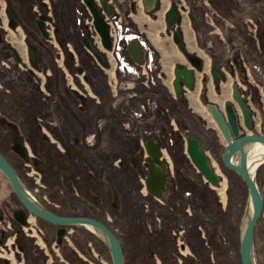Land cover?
<instances>
[{"label":"crops","instance_id":"0c3cea01","mask_svg":"<svg viewBox=\"0 0 264 264\" xmlns=\"http://www.w3.org/2000/svg\"><path fill=\"white\" fill-rule=\"evenodd\" d=\"M142 1L118 0L122 7L119 17L125 26L141 33L153 46L159 71L164 77L160 86L166 97L164 95L160 101L162 115L156 121L152 137L162 147L166 164L165 180L159 191L167 188V192H152L154 197L150 198L148 190L129 181L131 179L126 181L127 190H140L145 195L146 207L157 203L170 206L178 200L177 194L185 189L188 190L184 193L186 201L190 200V191L200 189L215 196L210 190L213 185L188 155L186 138H200L208 145L209 156L219 160L217 158L226 142L212 116L205 112L204 104L214 103L224 110L225 104L230 102L238 109L233 98L235 85L252 112V132L264 134V0H157L155 11L150 13L143 7L140 9ZM81 5L84 6L83 0H0V16L4 10L15 20L14 28L8 32L4 30L5 33L0 21V118L15 125L23 143L54 148L50 151L53 155L56 148L60 149L57 143H69L65 155L77 156L82 151L79 149L83 147L84 133L92 126L95 114L99 110L112 113L109 83L120 76L110 51H102L107 62L105 68L83 44L84 25L78 23L76 16ZM173 5L178 7L181 19L171 27L168 14ZM185 6L188 10L186 16L181 12ZM49 11L57 16L61 54L52 43L40 38L35 28L38 15ZM177 28L182 33V49L173 41ZM31 50L36 58V76H30L23 69ZM127 56L136 64L129 52ZM213 63L226 74V79L218 85L211 75ZM169 65L172 67L166 69ZM176 67L193 69L196 82L192 90L181 81V93H176L173 84ZM77 71L82 72L78 74ZM171 110L176 111V121L169 120ZM119 133V117L112 113L100 136L98 148L105 154L104 139L107 137L108 144L113 146L111 149L119 152V146L115 145L120 142ZM131 177L138 180L135 175ZM161 195L165 201L161 200ZM158 217L154 213L149 221L158 223L156 221L161 220ZM163 220L162 217L161 223ZM194 222L197 231L195 247L200 249L206 242L209 247L219 225L211 218L206 221L209 224L204 222L203 226H209L207 241L201 234L200 220ZM222 236L220 231L218 239L221 241ZM72 240L67 252L72 261L66 262L61 253L55 252L56 264H101L93 253L96 246L103 252L98 240L80 231ZM191 244L188 241L180 248L194 247ZM24 247L32 264H44L31 239L24 237Z\"/></svg>","mask_w":264,"mask_h":264},{"label":"rangeland","instance_id":"374dc122","mask_svg":"<svg viewBox=\"0 0 264 264\" xmlns=\"http://www.w3.org/2000/svg\"><path fill=\"white\" fill-rule=\"evenodd\" d=\"M142 7L144 8L143 1L140 8L143 10ZM77 11L79 13H76V16L82 20L81 24L84 25L82 29L84 34L81 35L85 38L90 37L93 39L95 37L97 39V32L91 26V17L87 8L81 5ZM181 12L185 13L184 16L188 15L187 7L182 8ZM120 13L122 14V12ZM2 15L5 18L4 10H2ZM115 16L118 18L119 13L117 12ZM249 21H251L250 17ZM52 26L48 23L45 31L47 36L41 33L40 38L45 40L56 39L58 36L54 33L55 30ZM57 48L61 51L60 44ZM150 48L155 54L152 71L144 72L143 66L139 67V77H136L128 72H120L116 68L120 72V76L117 80H112L109 83V87H113V93L116 94V96H112L113 101L111 103L114 102L117 105L115 107L119 108L120 142L115 144L119 146L118 153L111 149L113 146L110 143L108 144L107 137L104 139L106 153L104 154L98 148L101 133L106 130L108 125L103 123L108 122L114 110V106L111 105V114L104 115L99 121L98 115H96L92 121V126L87 128L86 139L83 137V147L79 149L82 151L77 153L78 155L81 154L79 157L69 156V153L65 155L66 145H69V143H57L60 149L56 148L57 152L55 151L54 155L50 152L54 148H40L37 143H26L29 152L35 156L33 157L34 161H39L37 168L45 172V176L41 175L40 170L33 167L31 162H29L31 168L29 173L31 175H27L28 173L25 174L27 171L23 170V163L17 159H11L10 161L17 166L22 180L30 187H32L30 181H35L33 176L37 177L36 173L40 175V182L47 185L46 188H49L56 195V199L62 200L57 201L56 205L50 204L59 213L74 214L76 211L82 212L81 209L86 208L88 204L83 194H89L91 197L96 196L99 200L97 204L92 205L93 211L97 218L102 219L120 234L125 247V264H242L240 229L247 205L248 190L246 183L239 175L222 167L221 157L217 158L219 160L211 158L215 171L221 178L220 184L210 189L215 193V196H210L203 189L190 191L189 202L186 201L184 195L188 191L185 189L180 191L179 195L177 194L178 200L176 199L170 206L157 203L146 207L145 195L140 190H127L126 181L129 179H131L129 181L137 183L138 186L142 184L139 178L134 180L130 174L103 175V177L100 175L102 166H105L106 170L107 166L117 168L120 163L127 166L129 154L134 151L137 153L143 152L144 155V140L155 134L156 121L162 115L160 101L164 95L166 97V92L160 86V80H164V77L159 71L156 52L153 46H150ZM171 67L172 65H169L166 69ZM168 75L171 76L169 73ZM151 79L153 82L155 81L154 85L149 83ZM167 80L170 85V78ZM204 108L205 112L210 114L207 108ZM168 117L169 120L174 121L178 118L175 110H171ZM135 128L136 132L134 131ZM98 131L100 132L97 134ZM137 132H140V134ZM9 142L10 139L7 140V144L4 142L1 145H8ZM128 142L134 148L131 151L125 148ZM38 151H41L39 152L40 156H38L39 154L36 155ZM110 160L113 163L110 164ZM125 170L130 171L128 168ZM70 171L72 174H70ZM140 178L144 181L143 175ZM257 180L264 195V163L257 170ZM97 182H103V184L98 185ZM74 184L79 186L74 190H70L69 187ZM112 187L115 188L112 189ZM114 191L119 195L118 208L115 209L111 203ZM188 203H191L192 206ZM10 211V209L7 210V215H10ZM89 213L92 214L90 211ZM154 213L160 218H164L163 223L160 220L156 221L158 223L149 221L150 215ZM210 218L215 219L216 225H219L216 237L214 236L211 244L209 242V247L208 242H206L205 246H201L200 249L196 248L194 244L197 242L195 237L197 231L194 228V221L196 219L200 220L201 234L205 237L204 240L208 241L209 226L203 225L204 222L209 224L206 221ZM77 231H85V229L83 227L73 229V232ZM220 231L223 235L222 241L218 239ZM88 232L90 238L98 240L103 247V252L98 251L97 246L95 247L93 252L95 258L100 259L101 264H112L107 248L103 246V243L95 234L90 230ZM187 240L194 247L188 245L189 248L186 246L187 249L180 248L181 245H187ZM254 244L257 264H264V205L255 228Z\"/></svg>","mask_w":264,"mask_h":264},{"label":"water","instance_id":"95a60500","mask_svg":"<svg viewBox=\"0 0 264 264\" xmlns=\"http://www.w3.org/2000/svg\"><path fill=\"white\" fill-rule=\"evenodd\" d=\"M100 2L103 10L108 15H111L112 6L105 0H100ZM83 3L93 17V25L101 38L103 48L110 51L112 45L108 25L97 6L96 0H83ZM180 19L179 9L176 5H173L168 14L169 25L174 27V23H180ZM39 27L42 29V22L39 23ZM173 41L178 47L183 48L182 33L179 28L173 33ZM83 44L94 55L97 61L106 68L105 54L93 44L91 38H84ZM127 49L136 63H142V53L137 41H132ZM29 60L31 65L36 67V58L32 50ZM211 74L215 84L225 79L224 73L216 63H213L211 66ZM181 81L186 88L192 90L195 81L193 69H188L187 67L175 68L173 84L177 94L181 93ZM233 98L242 116L238 113L236 106L230 102L225 104L224 110H221L214 103H207L206 108L216 122L226 142L222 153L224 166L238 174L247 186V205L240 229V257L242 264H257L254 232L264 205V195L257 180V170L264 163V134L252 132V112L236 85L234 86ZM243 131H245V134H243ZM15 149L26 160L25 147L20 143H15ZM147 149L151 156L148 159L149 177L147 179V186L151 192L158 193L165 180V166L160 161V149L153 139L148 140ZM206 150L207 145L200 138L194 136L187 137V153L192 162L211 185L218 186L220 177L216 173ZM0 170L9 180L13 191L26 211L55 225L64 227L81 225L86 227L106 245L112 259V264H124L123 246L117 235L106 224L92 217L62 216L49 210L26 186L18 172L1 152ZM15 216L21 223H25L26 215L24 210L16 212Z\"/></svg>","mask_w":264,"mask_h":264},{"label":"flooded vegetation","instance_id":"af4514ba","mask_svg":"<svg viewBox=\"0 0 264 264\" xmlns=\"http://www.w3.org/2000/svg\"><path fill=\"white\" fill-rule=\"evenodd\" d=\"M84 6H85V4H84ZM87 10H88V12H90L88 8H87ZM76 13L78 14L79 12H76ZM56 17L57 16H55V14L52 11H49L48 13H45V14L40 13L38 15L36 21H35V28H36L37 32L39 34L42 33L43 35L47 36V34L45 33V31L47 30L46 26L48 25V23H50L51 26L54 25V26H52V28L55 30L54 33L57 34V27L55 28V26L57 25ZM0 21H1V26L3 28L2 30L4 33L7 29H12L15 26V20H14L13 16H10V15L8 16L7 14H5V18H4L3 15L1 14ZM40 22H42V29L39 27ZM78 23L79 24L82 23V20L79 18H78ZM47 41L52 43L56 48L58 47L59 43H58L57 38L56 39L50 38ZM57 50H58V48H57ZM100 50H102V49H100ZM58 53H60L59 50H58ZM17 59H18L17 61H20L19 57H17ZM23 67H24L23 69L30 76L38 75V71L36 69L37 64H36V67H33L30 63V60L26 64H23ZM221 71L224 73L225 79H226L225 72L222 69H221ZM81 72L82 71H80V72L77 71L78 74H80ZM194 76H195V81H194V85H195V82H196L195 73H194ZM224 80H220V81H224ZM110 91L112 93L111 97L116 96V94L113 93L114 92L113 87H110ZM112 101H113V99H112ZM111 105L114 106L113 113H115L119 117V108L115 107L117 105L114 102L111 103ZM205 106H206V104H205ZM238 109H239V107H238ZM238 113L241 115V111L238 110ZM96 115H98V121H99L102 119V117H104V115L107 116L108 113H106L105 111L99 110L95 114V117H96ZM99 117H100V119H99ZM252 118H253V116H252ZM108 122H109V119H108ZM108 122H104L103 124H108ZM100 125H102V124H100ZM99 132L100 131H98L97 134ZM102 133H103V131H102ZM243 133L245 134V131H243ZM17 134H18V130L15 127V125H11L8 122L4 121L2 118H0V152L11 163V165L14 167V169L18 172L19 175H20V171L17 169V166L14 165L10 161L11 159H17L18 161L23 163V168H24L23 170L27 171L25 174L28 173L27 175H31L29 173V171H31L29 162L32 163L33 167L37 168L39 161H37V160L34 161L33 157H35V156L29 152L27 145L25 143H23L22 140H20L18 138L19 136ZM86 134H87V130L84 133L85 139H86ZM8 139H10L9 144L2 146L1 143L6 142V144H7ZM150 139H153L154 142L158 145V147L160 149V161H161V163H163L165 165V168H166V164L163 160L164 153H163L162 147H160L158 141H156L155 138L151 137V136L147 137L144 140V148H145V151H144L145 154L144 155H143V152L137 153L136 151H134L133 153L129 154V161L127 163L128 165L125 166L123 163H120L118 168H120V169L121 168H125V169L128 168L132 174H134L137 178H139L141 180L142 184H140L139 186L148 190L150 198L151 197L153 198L154 195L152 192H150V190L148 189V186H147V179L149 177L148 159L151 157L150 154L148 153L147 142ZM15 143H20L21 145H23L25 147L26 160H24L18 154L17 150L15 149ZM125 148L127 150L129 149L130 151H131V149L132 150L134 149L131 147L129 142L126 144ZM223 148L219 154V157H221V165L223 168L227 169V171H233V170L224 166V163L222 161V153L224 151ZM186 149H187V138H186ZM207 150H208V145H207ZM207 150H206V153H207ZM101 152H102V150H101ZM116 153H118V152H116ZM36 155L40 156L41 154L39 152H36ZM80 155L81 154H79L75 157H79ZM208 156H209V154H208ZM210 159H211V157H210ZM37 169L40 170L41 175L45 174V172H43L40 168H37ZM125 169H123L122 171H124ZM70 174H72L71 171H70ZM36 175H37V177L33 176L35 181L34 182L30 181V184L32 187H30L28 184H26V186L39 199V201L45 207H47L49 210H51L52 212H54L56 214L62 215V216H86V217H89L88 216L89 211H91L92 217H96V214L93 211L92 205L97 204L99 199L96 198V196L91 197L89 194H83V197L88 202V204H87L86 208L81 209L82 212L76 211V212H74L73 215H71V214L59 213V212L55 211L51 207L50 204L56 205L57 201H62V200L56 199V195L53 194L51 192V190H49V188L48 189L46 188L47 185H43L40 182V180H41L40 175H38L37 173H36ZM141 175L144 176V181L140 178ZM20 177H21V175H20ZM21 179H22V177H21ZM220 180H221V178H220ZM166 185H167V183H166ZM78 186L79 185L74 184V185H71L69 187V189L74 190ZM164 187H165V185H164ZM44 188H46V189H44ZM164 189H165L164 191H159V192H162V194H165L167 192V190H166L167 188H164ZM160 198H161V200L165 201V199L163 198L162 195ZM111 203H112L113 208L118 207V195H117L116 191L113 192V197H112ZM9 209L11 210L10 215H7V213H8L7 210H9ZM20 210L25 211V215H26L25 223H21L15 216V213L20 211ZM98 220H100V219H98ZM161 220H162V218H161ZM107 226L109 227V225H107ZM77 227H83L85 229V231H80V232H83L85 235L89 234V232H88L89 230L84 226L72 225V226H65L64 227L61 225H55V224H52L50 222H47V221L37 217L36 215H34L33 213H31L29 211H26L25 207L23 206V204L21 203V201L18 199L15 192L13 191L9 180L0 170V264H32V262L29 259V255L27 254V251L24 247V237H27L33 241V244L37 247V250L39 251L40 256H42L41 260L44 264H56V259L54 257L55 252H57L58 254L61 253L63 255L64 259L66 260V262H67V260L69 262H71L72 261L71 256L68 255V253H67L68 252V245L70 246L72 244L71 239L73 238V235L76 233V232H73V229L77 228ZM63 229H64V231H63ZM111 230L117 235V237L119 238V240L123 246L124 264H125L126 258H125V247L123 244V240H122L120 234H118L113 229H111ZM103 246L106 247V245L104 243H103ZM107 250H108V248H107ZM97 260L100 261V259H98V258H97Z\"/></svg>","mask_w":264,"mask_h":264},{"label":"built area","instance_id":"2783aa9c","mask_svg":"<svg viewBox=\"0 0 264 264\" xmlns=\"http://www.w3.org/2000/svg\"><path fill=\"white\" fill-rule=\"evenodd\" d=\"M108 4L112 6V14L108 15L102 8L100 0H96L97 6L99 10L101 11L102 16L104 17L108 29H109V36L111 40V45L112 48L110 52L113 54L116 62V68L120 72H128L131 73L132 75H135L136 77H139V71L138 68L142 67L144 68V72L147 71H152L153 66H154V51L150 48V45L148 42L143 38L141 33L135 31L129 26H125L122 23V20L120 17H116V13L122 12V7L120 6L118 0H105ZM144 4V11L145 12H154L156 9L157 5V0H143ZM90 13V12H89ZM91 17V26L94 27L93 25V17L90 13ZM95 29V27H94ZM96 31V29H95ZM90 38V37H89ZM93 44L98 48L102 49L101 51H107L103 48L102 43H101V38L99 34L97 33V39L94 37L91 39ZM132 41H137L139 48L142 53V58L143 61L142 63H132L128 56H127V47ZM101 45V47H100ZM150 81V80H149ZM151 84H155V81L153 82L152 79L149 82ZM148 85V84H146ZM145 108L143 107V110Z\"/></svg>","mask_w":264,"mask_h":264},{"label":"trees","instance_id":"16d2710c","mask_svg":"<svg viewBox=\"0 0 264 264\" xmlns=\"http://www.w3.org/2000/svg\"><path fill=\"white\" fill-rule=\"evenodd\" d=\"M223 150H224V148H223ZM103 155V154H102ZM109 163L111 164V163H113L112 162V160H110L109 161ZM126 166V165H125ZM123 169H125V168H115V167H108L107 166V170H106V168H105V166H102V169H101V173H100V175H102V177H103V175H116V174H124V173H126V174H130V175H134V174H132L130 171H127V170H124V171H122ZM106 171H108L107 173H106ZM122 171V172H121ZM102 177H101V179H102ZM98 183V185H100V184H103V182H97ZM138 186V185H137ZM117 193V192H116ZM117 195H118V193H117ZM119 196V195H118ZM118 208V207H117ZM115 209V208H114ZM91 212V211H90ZM92 213V212H91ZM71 215H73V213H71ZM89 217H92V215L89 213V215H88ZM92 218H95V219H100V218H97V217H92ZM260 218V217H259ZM101 221H103L102 219H100ZM103 223L104 224H106V225H108L106 222H104L103 221ZM258 223V222H257ZM109 227L112 229V227L109 225ZM256 228V227H255Z\"/></svg>","mask_w":264,"mask_h":264},{"label":"bare ground","instance_id":"6f19581e","mask_svg":"<svg viewBox=\"0 0 264 264\" xmlns=\"http://www.w3.org/2000/svg\"><path fill=\"white\" fill-rule=\"evenodd\" d=\"M259 168V167H258Z\"/></svg>","mask_w":264,"mask_h":264}]
</instances>
